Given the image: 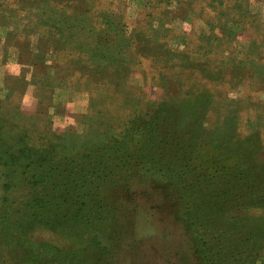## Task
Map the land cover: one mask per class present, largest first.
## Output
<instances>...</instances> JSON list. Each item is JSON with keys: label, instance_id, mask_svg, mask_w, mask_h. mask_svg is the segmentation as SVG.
Listing matches in <instances>:
<instances>
[{"label": "rangeland", "instance_id": "rangeland-1", "mask_svg": "<svg viewBox=\"0 0 264 264\" xmlns=\"http://www.w3.org/2000/svg\"><path fill=\"white\" fill-rule=\"evenodd\" d=\"M0 104L37 149L9 192L0 168V264H204L236 245L264 264V0H0ZM165 119L214 137L183 142L174 175L147 158ZM46 169L65 173L40 196ZM36 196L43 214L9 232L4 199Z\"/></svg>", "mask_w": 264, "mask_h": 264}, {"label": "trees", "instance_id": "trees-1", "mask_svg": "<svg viewBox=\"0 0 264 264\" xmlns=\"http://www.w3.org/2000/svg\"><path fill=\"white\" fill-rule=\"evenodd\" d=\"M2 104H0V168L2 169L1 176L3 178V187L6 192H9L12 188L19 186L15 185L16 182H18V172L23 169V162L26 160H30L32 158V151L37 150L35 146H33L34 138H29L30 136L28 134L20 135L15 140L11 138L12 132H9V129L11 127L10 123L6 121V118L4 117V113H1ZM157 120V119H156ZM162 125L161 123L158 125V127H155L151 130H149L147 136L148 140L151 141V146L148 148L147 151V158L148 156H154L157 153H164V157H168L169 159H165V168H167V172L171 174L176 173H182L183 169H186L187 166H192V158L187 159V155L184 154L181 151L180 145L183 142H187L188 148L194 152V150L199 151L200 146L206 145V143H210L211 145L214 142V137L211 136L209 138V142L207 141V135L209 133L205 132L203 128L195 127V125H191L189 127H179L177 129H173L171 127H168V121L165 119L163 121ZM147 133V132H146ZM158 136V137H157ZM159 141L162 140V144L159 145ZM227 143H224L220 150L223 151L227 148ZM163 149V150H162ZM209 150H213L214 148L209 147ZM48 156V155H46ZM143 155H140L139 158H142ZM44 160V157L42 158ZM62 161H66L63 159ZM36 162H34L35 164ZM164 170V169H162ZM218 172V169H216L215 173ZM65 171L60 172L58 175L55 173H52L50 169H46L42 171L41 173H34V176L31 178V185L33 187L39 186V194L40 196L44 194L49 188L50 183L52 180L59 175H63ZM114 175V171L110 173V176ZM169 176V175H168ZM187 179H184L181 175L176 176L174 179L170 181L169 186L171 187H181L183 189H187ZM191 183V179H190ZM200 182V187H201ZM105 188V187H103ZM72 190L75 194L84 192L80 190L88 189L90 192H87L88 196H91L92 192L95 191L90 189L88 186V182L86 181H80L77 185L72 186ZM103 194H107L108 191L106 189H102ZM102 194V193H101ZM251 198H256L255 193L250 194ZM102 199V195H101ZM104 200V199H102ZM5 204L7 205L6 211L13 212V214L5 213V217H9L7 220L4 221L5 224H10V226L7 228L9 232L18 231L20 235H22L23 229H24V223L20 222L19 219H23L26 224L28 222L25 220L26 217H28V214L31 210H33V214L30 216L32 218L35 217L37 220L38 217H40L43 213L40 212V205L44 202L43 197L36 196L33 198L32 202L34 205L30 208H27V210H24V212H20L17 208L16 210L13 209L14 202L10 201L8 198L4 199ZM224 201L223 203H225ZM48 203V202H47ZM222 203V204H223ZM178 204V202H177ZM249 206H254L252 204H247L246 209H249ZM35 219L33 221L35 222ZM2 220V219H1ZM11 220V222H10ZM33 221L31 223H33ZM30 225V224H28ZM4 226V225H3ZM2 226V227H3ZM1 227V228H2ZM1 234L7 233L6 229H1ZM228 240L225 239H219L218 245L222 243L225 247L228 246ZM17 247H23L24 238H21L18 241ZM211 249H217V246L211 247ZM28 250V249H27ZM243 251L240 250L239 246L236 245V247L232 251V255L230 257H223L225 256V253H222L219 257H217L218 253H214L215 255L211 258H206L204 264H244L245 259H243L242 253ZM209 253V249H206L204 251L205 256H207ZM197 255V252L195 253ZM205 258V257H204ZM201 259V258H200ZM37 261V259H34ZM27 264H35L31 262V259H26Z\"/></svg>", "mask_w": 264, "mask_h": 264}]
</instances>
